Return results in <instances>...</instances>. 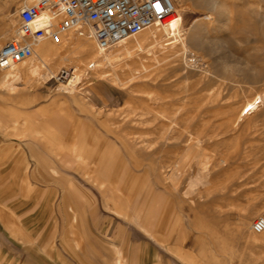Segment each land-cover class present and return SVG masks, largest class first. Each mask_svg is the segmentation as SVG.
I'll return each mask as SVG.
<instances>
[{
    "label": "rangeland",
    "instance_id": "obj_1",
    "mask_svg": "<svg viewBox=\"0 0 264 264\" xmlns=\"http://www.w3.org/2000/svg\"><path fill=\"white\" fill-rule=\"evenodd\" d=\"M32 1L0 0V47ZM215 2L173 0L181 38L154 43L146 30L131 37L144 38L143 48L127 57L119 42L107 49L120 52L112 65L95 70L80 56L73 91L40 75L0 85V191L9 187L0 194V264H113L111 243L125 264H264V233L251 230L264 216V0ZM80 42L97 51L73 33L59 49ZM188 52L198 66L187 64ZM256 97V110L239 120ZM190 135L200 139L192 153ZM31 150L55 170L34 169ZM21 153L24 171L11 163ZM66 165L84 184L77 200L65 197L68 180L48 179ZM97 179L104 188L89 194ZM15 205L33 210L24 222L37 220L34 254L18 236L27 227Z\"/></svg>",
    "mask_w": 264,
    "mask_h": 264
},
{
    "label": "built area",
    "instance_id": "obj_2",
    "mask_svg": "<svg viewBox=\"0 0 264 264\" xmlns=\"http://www.w3.org/2000/svg\"><path fill=\"white\" fill-rule=\"evenodd\" d=\"M159 3L162 11H157ZM175 11L173 0H34L18 10L14 35L0 47V69L9 68L32 56L42 40L58 44L69 33L91 38L97 49L116 46L127 34L154 27ZM190 66L200 64L195 52L186 56ZM73 69L62 68L56 81H69ZM255 233L264 231V216L251 224Z\"/></svg>",
    "mask_w": 264,
    "mask_h": 264
},
{
    "label": "bare ground",
    "instance_id": "obj_3",
    "mask_svg": "<svg viewBox=\"0 0 264 264\" xmlns=\"http://www.w3.org/2000/svg\"><path fill=\"white\" fill-rule=\"evenodd\" d=\"M202 2L205 5H209L210 7H215L216 4H217L215 2V0L214 1H212V0H202ZM176 12H177V10L175 8V11L172 14H170L163 21L158 23L161 26L157 30L154 29L155 27H151L149 29H146V30L150 31L151 32V36L153 38H155V42L154 43H161L160 42L161 39H165V37H168V36L170 37L171 33L177 34L181 38L180 32L179 31H175L172 28L174 26H179L180 16L178 14H176ZM196 22L197 21H195L193 23L194 29L196 30V32H199L201 27ZM3 27L6 30H8L9 29L8 23L4 22ZM146 30H144V31H142L140 33H137V34L138 35L142 34L143 32H146ZM15 31H16V28H15L14 32ZM137 34H127L119 41V42H124L125 43L122 51H120V52L126 53L127 57H130L132 55L130 53V47H141V48H143L141 46V43H142V41L145 40L144 38L140 39V40L136 39L135 41H133L131 39L132 36L135 37V35H137ZM158 37H159V39H158ZM60 43H58V44L53 43V44H55L54 47H47L46 43L43 40L38 42L36 44L37 47L33 46V48H32L33 49L32 50L33 51L32 52V56L27 59V60H29L28 63H26L27 60H24V61H22V62H20V63H18L16 65H13V66H11L9 68L1 69V70H3V73L0 76V85L8 86V85L16 82L18 79L20 80L22 78H26V77H30V76H36V75L42 76L43 77L42 79H44V80H47L48 78H54L57 75V72H55V71H53L51 69L50 65H51L52 62L57 61V62H60L61 64L62 63L66 64L67 62H71V63L74 62V64L71 65V67H70V68H73V71L71 73L70 79L67 82V84L63 85L64 88L67 89L68 91H73V88H75L81 82V78H78V76H76V77L74 76L76 73L81 72L80 71V59H79L80 56H83V55L89 56V61L86 64V66H87L88 69L95 70V67L97 66V64L100 67L102 65H104V64L105 65H107V64L112 65V62H114V58H116V55L120 54V52H118V50H117V52L113 53V52H108L107 49H104V50L97 49V51L94 52L93 51V46L91 44L92 42L91 43L90 42L77 43V44L72 46L73 48L71 49L70 53H62L61 50L59 49ZM154 43H151V45H153ZM34 47H36V48H34ZM184 49H186V48L183 46V50ZM187 64H188V62H187ZM82 73H83L82 76L83 75L85 76L86 74H88V72L86 73V71L82 72ZM260 101H261V99L256 97V99H254L253 102L249 103L247 105L245 111L238 116L239 120L242 119L243 117H245L247 114H250L251 112L256 110V108L258 107L257 103L260 102ZM185 141H186V148L185 149H187L188 151L190 150L189 152H191V151L193 152L195 147L200 142V139H198L194 135H190L188 138H186ZM198 146H200V144ZM191 149H193V150H191ZM196 150L197 149H195V151ZM191 156H192V154H191ZM203 160L204 159H202V161ZM202 161H201V164H203ZM197 163H200V162L198 161ZM122 197L123 196H121V198ZM3 214H4V212H3ZM243 224H245V223H243ZM261 233H264V231L260 232V234Z\"/></svg>",
    "mask_w": 264,
    "mask_h": 264
},
{
    "label": "crops",
    "instance_id": "obj_4",
    "mask_svg": "<svg viewBox=\"0 0 264 264\" xmlns=\"http://www.w3.org/2000/svg\"><path fill=\"white\" fill-rule=\"evenodd\" d=\"M31 152H32V150H31ZM38 156H40V155L37 153L32 152L30 154V157L32 159H36V158H38ZM25 157L27 159H29L26 154L21 153L20 155H17L11 161V163L16 168H18V170L24 171L23 163H24ZM39 158H41V159L40 160L36 159L37 161L35 163L34 169L51 168L52 170H55L54 162L51 159L43 158V157H39ZM66 166L67 167L64 168V171L61 173L59 178H55L52 175H49L48 179H52V180L66 179V180H68L71 183V189H70L71 195H67V196L65 195V197H69L68 200H70V201L77 200V199H79V196H82V188L81 187H83L84 184L77 176H75L72 173L73 168L70 165H66ZM55 172H57V171H55ZM98 177H99V174L96 176V178H98ZM102 182H104V179H101V180L97 179L95 185L87 183L88 185H86L87 187L86 186L85 187L88 189V193L89 194L92 193L91 192V186H93L99 190H102L104 187L101 188L99 186V184ZM81 185H83V186H81ZM6 189H9V187L5 186L4 188L1 189V191H0L1 197L4 194V192L6 191ZM63 194H64V191H63ZM13 211H14V214H15L17 221L22 222V224L27 227L25 232L18 235V236L22 237V242H29V246L27 248H24V249L26 251L34 254V251L40 246V235L37 231V220L35 217H32L29 221H26V222L23 221V218L25 215L24 212H26L27 215H30L33 212V210H30L26 206L15 205ZM111 245L113 247V256H112L113 262L112 263L113 264H125L121 248H117L116 244H114V243H111ZM58 264H62V263H58Z\"/></svg>",
    "mask_w": 264,
    "mask_h": 264
},
{
    "label": "snow or ice",
    "instance_id": "obj_5",
    "mask_svg": "<svg viewBox=\"0 0 264 264\" xmlns=\"http://www.w3.org/2000/svg\"><path fill=\"white\" fill-rule=\"evenodd\" d=\"M155 8H156L157 11H162L161 6H160L159 3L155 4Z\"/></svg>",
    "mask_w": 264,
    "mask_h": 264
}]
</instances>
